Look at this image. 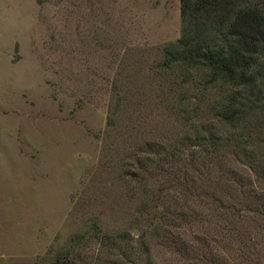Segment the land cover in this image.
<instances>
[{"label": "rangeland", "instance_id": "374dc122", "mask_svg": "<svg viewBox=\"0 0 264 264\" xmlns=\"http://www.w3.org/2000/svg\"><path fill=\"white\" fill-rule=\"evenodd\" d=\"M199 16L0 0V264H264V54L254 88L168 62Z\"/></svg>", "mask_w": 264, "mask_h": 264}, {"label": "trees", "instance_id": "16d2710c", "mask_svg": "<svg viewBox=\"0 0 264 264\" xmlns=\"http://www.w3.org/2000/svg\"><path fill=\"white\" fill-rule=\"evenodd\" d=\"M241 1L182 0L185 23L190 15L200 16L197 17L195 35H190L186 28L183 37L166 48L168 62L179 60L186 66L200 69L209 77L210 83L256 87L255 73L262 66L264 54V10L258 5H241ZM218 22L221 29L216 30L222 36L216 38L208 28L215 30ZM236 104L237 101L233 102L225 112L233 120H238L239 115ZM224 120L228 121L226 117Z\"/></svg>", "mask_w": 264, "mask_h": 264}]
</instances>
